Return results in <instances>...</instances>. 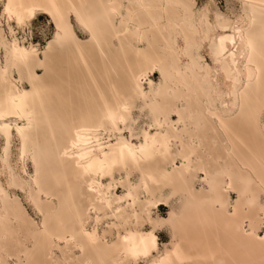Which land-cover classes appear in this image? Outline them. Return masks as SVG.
Here are the masks:
<instances>
[{
  "label": "bare ground",
  "instance_id": "obj_1",
  "mask_svg": "<svg viewBox=\"0 0 264 264\" xmlns=\"http://www.w3.org/2000/svg\"><path fill=\"white\" fill-rule=\"evenodd\" d=\"M241 1L247 24L243 29L236 28L237 40L247 54L246 89L232 92L230 102L221 110L215 105L217 102L223 104L222 96L212 86L209 68L206 65L204 72L199 73L197 68L201 66L192 54L187 56L191 83L165 79L164 90L159 92L160 100L153 94L147 96L141 88L149 68L162 70L155 60L149 59L145 50L138 47L146 37L162 40L168 48L171 44L163 34L166 28L175 33L178 26L182 38L193 44H196V32L208 37L210 28L206 17L200 28L190 21L194 17L195 0H0L2 15L7 22L17 25L26 24L37 11L49 14L58 41L56 46L53 42L47 43L41 59L32 45L26 47L16 39L8 42L0 36V44L8 48L10 60V67L0 65V137L5 142L1 161L4 167L10 168L8 148L14 131L19 140L20 158L31 160L33 173L28 174V181H23L11 172L7 185L27 189L30 201L42 215L40 225L30 221L19 200L11 197L0 179V264H10V259L14 264H59L53 249L59 248L60 243L64 252L70 253L64 258L67 264H138L137 260L145 257H150L148 264H264V232L263 235L257 232L260 225L264 228V200H261V195L264 197V124L259 121L264 102L258 101L253 92L264 82L260 61L264 56L255 46L253 37L254 29L264 17V0ZM9 4L11 10L5 11ZM71 16L89 35L87 44L75 36ZM117 17L123 25L115 24ZM177 19L185 20V23L178 25ZM217 21L220 24L230 22L219 15ZM114 40L139 91L135 95L123 84L115 85L107 79L114 96L112 104L105 98L94 75L93 52L113 67L115 62L120 64L112 53ZM237 40L230 33L220 34L217 39L216 61L227 77L230 76V64L236 67L235 52L228 54L230 64L220 56ZM60 42L70 61L87 73L101 100L93 110L86 104L85 111L80 110L76 118L72 112L68 123L63 124L66 132L63 145H59L54 137L49 109L40 94L44 82L35 71L37 66L50 70V55L60 48ZM126 45L136 46L130 57L126 54ZM157 59L161 60L160 56ZM13 70H22L28 75L29 90L15 84L10 76ZM51 71L55 72V68ZM192 83L199 90L195 94L189 87ZM170 89L175 92L168 93ZM148 97L151 101L149 127L141 128L139 140L133 142L119 133V126H125L132 117L128 101ZM179 99L190 108L186 116L179 108ZM86 100L84 95V104ZM172 114L177 116L175 122ZM10 118H15L16 122L12 124ZM178 123L185 129L186 140L182 138L183 132L178 131ZM43 124L53 137L51 151L56 152L57 158L53 163L62 174L61 180L53 178L51 183L42 176L41 159L35 151L37 138L34 131L36 126ZM104 133L114 138L101 142ZM196 137L198 142L194 143ZM214 137L220 139V150L210 142ZM221 137H224V144ZM172 138L180 147L179 165L172 156ZM198 147H203L205 154L199 152ZM204 155L208 158L206 162ZM168 162L172 164L170 171L165 168ZM134 171L140 176L138 184L128 180ZM115 172L125 173L127 191L123 195L107 196V190L114 187ZM198 173L201 182L207 184L206 190H196L193 186L192 180ZM81 175L87 176L84 193L75 188ZM51 176L55 177L52 173ZM105 176L110 178L107 184L100 180ZM61 182L66 188L62 200L58 197ZM152 184L158 187L160 195L161 189L170 187L185 194L189 201L182 214L173 215V238L159 255H152L158 250L157 235L153 230H125L123 235H118L117 241L107 244L100 241L95 230L86 229L84 212L79 207L81 196L87 207L93 209H112L113 201L126 198L130 202L126 206H117L116 217H130L125 212V207H129L136 224L143 219L152 222L149 206L164 200L155 199ZM51 188L56 191L50 192ZM140 191L144 192V199H140ZM231 192L236 194V199L228 209L227 199ZM246 222L247 229L244 228ZM27 240L31 241V247ZM72 248L79 254L71 253Z\"/></svg>",
  "mask_w": 264,
  "mask_h": 264
},
{
  "label": "rangeland",
  "instance_id": "obj_2",
  "mask_svg": "<svg viewBox=\"0 0 264 264\" xmlns=\"http://www.w3.org/2000/svg\"><path fill=\"white\" fill-rule=\"evenodd\" d=\"M196 4L193 8L194 17L192 18L191 23L196 27L200 28L204 26L202 24L203 18H207L209 22V32L208 37L204 38L201 32L195 33L196 44H193L190 40H184L180 33L178 26L177 32H170L169 28L163 30V34L171 44V48L166 46V43L157 38L151 36L146 37L141 43L139 48H142L149 54V59L151 61H156L158 66H161L162 70L160 71L157 67L149 68L146 71V79H142L141 88L143 92L148 96L150 94L155 95V98L160 100V93L163 92L165 86V79L171 81L182 80L183 83H191L190 80L191 73L187 68L188 63V54H192L195 62L201 66L197 71L199 73L204 72V66L207 65L209 68L210 80L212 86L217 93L221 94L223 104L216 103L218 109H223L226 104L230 102L232 97V92H239L246 89V70H245V60L247 54L243 50L241 42L237 40V28L241 29L246 27L247 18L243 13V2L241 0H195ZM217 15L224 17L229 20V23L220 24L221 22L217 21ZM178 25L184 24L185 20L177 19ZM71 23L73 25V31L75 36L84 44H87L90 40V37L82 29V26L79 24L77 19L71 16ZM116 25H123V21L117 17L115 21ZM230 33L235 36L237 43L233 45H228L227 50H224L220 58L224 61H228L229 52H235L236 67L230 64V76L227 75L221 70L219 63L216 61V43L220 34ZM0 36L6 41L10 42L12 39H16L18 43L29 47L32 45L37 49L38 56L43 59L42 51H44L48 42H53V46L57 44L56 38V29L54 21L51 16L42 11H37L30 20L24 25H17L15 22H7V19L2 15V3L0 2ZM254 43L257 49L263 53L264 56V17H262L257 27L253 31ZM127 42V41H126ZM132 47V48H131ZM126 45V54L128 57L132 55L135 45L132 46ZM8 48L0 44V65H9V54ZM94 53V60L96 66L94 67V75L99 80L100 85L103 88L105 93V98L107 101L114 104L113 93L109 90L107 84V79L116 85L123 84L124 88L129 89L131 93H138L139 88L136 87L135 82L132 80L130 70L128 69L126 63L122 58V51L119 48V45L116 40L113 41L112 53L115 55L114 58L119 60V63H114V67L101 59V56L97 52ZM157 56H160L161 60L157 59ZM52 61H50V70L46 71L43 67L37 66L35 71L39 77L43 80V86L40 89L41 97L44 101V104L49 109L50 119L52 122V129L54 132V137L57 139L59 145H63L65 130L63 124L68 123V119L71 116L72 112L75 114L73 117L76 118L80 113V110L85 111V105L87 104L92 110L98 105L101 104V100L97 94L95 87L92 84L91 79L88 77L85 71L80 69V66L73 64V61H70V57L67 56V52L64 50V44L60 42V48L55 49L54 55H50ZM261 65L262 72L264 76V57L261 56ZM69 62V63H68ZM10 67V65H9ZM52 67L55 68V72L51 71ZM49 68V67H48ZM12 69V68H11ZM12 79L15 84L23 89L29 90L31 88L28 75L20 70H13L11 72ZM237 77L238 80L235 81L234 78ZM145 79V80H144ZM107 80V81H106ZM256 80V79H255ZM145 82V83H144ZM192 93L195 94L199 90L195 83L189 85ZM179 88H183L179 86ZM160 92V93H159ZM175 91L173 89L168 90V93L173 94ZM258 97V101L264 102V82L261 85H258L253 90ZM251 92V94H253ZM83 93V94H82ZM84 95L87 98L86 103L84 104ZM94 96V98H93ZM36 98V97H35ZM36 100V99H35ZM37 101V100H36ZM257 101V100H256ZM151 101L149 97L146 100L142 99H133L129 100L127 106L130 108L132 117L127 120L125 126L120 125V131L124 137L137 142L139 140V135L141 128H148L151 117L150 110ZM179 108L183 115H188L187 112L190 108L186 106L183 99L178 101ZM59 106V107H58ZM117 109V107H116ZM196 115V111H192ZM41 116V113H39ZM237 114V113H236ZM173 122L177 120V116L172 114ZM199 122L202 124L200 118ZM259 121L264 124V112L259 117ZM9 122L12 124L15 121V118H10ZM21 123V121H18ZM37 129L34 131L37 138V145L35 151L40 157L39 166L41 168V174L43 177H47L48 181L51 183L54 179L58 178L61 180L62 174L59 173L57 167L54 165L55 153L51 151L53 137L50 135L49 129L45 124L36 126ZM152 132H154L153 127H150ZM188 129L192 130V126L188 125ZM181 130V131H180ZM185 129L181 126V123H178V131L183 132L182 138L187 139V134L185 135ZM178 133V132H176ZM174 135V134H172ZM113 136L108 137V133H104L101 136V142H106L108 139H113ZM173 147L172 156L175 157L174 161L179 165L181 160L178 156V150L180 149L176 139L172 138ZM223 144L225 143L224 137H221ZM197 137L194 138V143H197ZM215 147L220 150V139L212 138L210 140ZM5 142L0 137V179L3 184L6 186L9 194L12 198L16 197L21 206L27 213V216L30 221L34 222L36 225H40L42 220V215L37 211L36 207L30 201L28 197L27 189H21L20 187L8 186L7 179L9 174L12 172L15 176L19 177L23 181H28V174L33 173V165L30 159L24 158L21 159L19 155V140L13 131V136L11 138V143L8 148L9 152V164L10 168L4 167L2 165V156ZM197 150L205 154L203 147H198ZM207 156H203L204 162L207 161ZM49 163V164H48ZM207 164H209L207 162ZM166 170L172 169L171 162H168L165 165ZM51 173L55 175L51 176ZM71 176V173H69ZM215 175V174H213ZM113 185L107 190L106 195H123L127 191V179L126 175L123 172H115L113 176ZM100 180L107 184L110 181L109 177H102ZM129 182L133 184H138L140 181V176L137 172H133L128 177ZM119 181H124V183H119ZM193 186L196 190L207 189V184L201 182V174L192 180ZM76 190L79 193H84L87 187V176H79L78 181L75 185ZM152 191L155 199H164L160 200L156 205L149 206L150 215L152 217V222H149L146 219H143L139 224L135 223L133 217H131V209L125 207V212L130 217L122 218L116 217L114 212L117 209L118 205L126 206L130 200L122 199L113 201L111 208H90L87 207L86 202L83 200L82 196L80 197V210L83 213L85 219V227L88 230H95L100 238V241L103 243L111 244L117 241L118 235H123L125 230H134L142 229L144 231L153 230L157 235L158 241V250L152 252L153 256L159 255L165 247H169V244L173 236V218L176 215H180L188 206V197L178 191H174L172 188L168 187L166 189H161L162 195H160L158 187L151 185ZM60 191L58 192V197L60 200L64 197V192L66 190L65 185L61 182L59 187ZM56 191L54 188L50 189V192ZM144 192L140 191V199H144ZM261 200H264L263 195ZM44 200V196L41 197ZM229 199V200H228ZM227 199L229 205L228 209L231 208V204L236 199V194L231 192L230 197ZM138 208V207H137ZM141 209V208H140ZM144 209V208H143ZM138 212H140L137 209ZM174 215V216H173ZM173 216V217H172ZM172 218V220H171ZM172 222V224H171ZM261 226V227H260ZM258 228V233L263 235L264 228L260 225ZM245 229L248 228V222L245 223ZM15 236V234L13 235ZM22 239L24 238L21 236ZM28 246L31 247V241H26ZM55 259L59 264L64 263V258L70 255V253H65L63 250V244H59V248L53 249ZM71 253L78 255L79 251L76 248H72ZM150 257L139 258L137 260L138 264H148ZM10 264H14L13 259H10ZM69 264H77V262H71Z\"/></svg>",
  "mask_w": 264,
  "mask_h": 264
},
{
  "label": "snow or ice",
  "instance_id": "obj_3",
  "mask_svg": "<svg viewBox=\"0 0 264 264\" xmlns=\"http://www.w3.org/2000/svg\"><path fill=\"white\" fill-rule=\"evenodd\" d=\"M11 8H12V5H11V4H9V5L7 6V8L5 9V11H10V10H11Z\"/></svg>",
  "mask_w": 264,
  "mask_h": 264
}]
</instances>
